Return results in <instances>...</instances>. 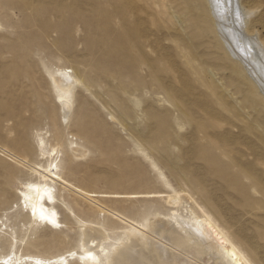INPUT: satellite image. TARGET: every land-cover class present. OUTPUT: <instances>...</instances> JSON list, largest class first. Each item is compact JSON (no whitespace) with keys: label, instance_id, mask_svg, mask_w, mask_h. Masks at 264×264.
<instances>
[{"label":"rangeland","instance_id":"rangeland-1","mask_svg":"<svg viewBox=\"0 0 264 264\" xmlns=\"http://www.w3.org/2000/svg\"><path fill=\"white\" fill-rule=\"evenodd\" d=\"M206 1L0 0L1 253L9 237L36 242L23 253L76 250L77 219L119 238L95 205L138 218L180 197L247 264H264V79H251L264 54V0L229 1L224 13L236 4L241 24L223 27ZM59 67L80 81L66 122L50 79ZM52 149L59 177L97 204L62 191L75 217L59 208L63 227L48 231L20 212L30 173L6 152L34 165Z\"/></svg>","mask_w":264,"mask_h":264},{"label":"bare ground","instance_id":"bare-ground-1","mask_svg":"<svg viewBox=\"0 0 264 264\" xmlns=\"http://www.w3.org/2000/svg\"><path fill=\"white\" fill-rule=\"evenodd\" d=\"M229 1L234 4V0L206 1L211 7L215 20L218 23L221 22L222 27L223 23L231 22L232 18H236L238 24H241V14L236 4L233 14L229 13V16L224 13L225 10L227 12L226 7ZM231 35L233 39H237L235 30L231 31ZM236 52L239 54L240 63L243 66H250L244 46L238 45ZM256 54L257 59L254 60V65H256L257 73L252 75L251 79L258 82L264 79L262 66L264 54H258L257 51ZM50 79L55 90L54 104L59 105L62 113L61 120L66 122L73 106L74 87L79 85L80 81L71 70L63 67L54 68ZM52 109L51 119H54L55 106ZM68 150L71 158L77 159L82 156V148L77 144L71 143ZM6 153L12 158V164L19 167L23 165L30 173V180L21 183L17 190L20 212L27 218L30 226L45 228L48 231L61 229L64 222L61 221L59 208L70 217H75L72 208L61 196L62 191H75L59 177L57 165L51 160V157L56 154V149H52L51 155L41 152V159L47 156L50 161L46 160L45 164L35 163L34 165L28 164L24 159L9 152ZM76 194L89 201L91 206L97 204L88 196ZM159 201L166 206V212L156 210L153 213H146L145 217L138 218L126 217L95 205L97 206L95 213L103 210L110 213V217L115 221L113 223L117 225L115 229L122 230L121 236L110 238L101 222L77 219L76 224L79 226L77 249L51 257L37 252L23 253L28 247H36V242H21L18 245L14 238L9 237L5 242L8 245L4 244L7 245V253L0 252V264H71V261L75 264H204L205 259H208L209 264H247L229 244L228 239L222 237L223 233H220L217 226L209 219L202 217L196 208L183 206L180 197H176L175 200L159 198ZM108 243L110 244L107 245Z\"/></svg>","mask_w":264,"mask_h":264}]
</instances>
